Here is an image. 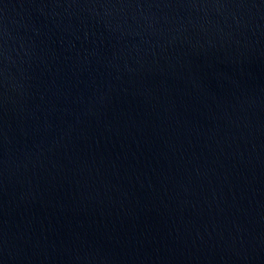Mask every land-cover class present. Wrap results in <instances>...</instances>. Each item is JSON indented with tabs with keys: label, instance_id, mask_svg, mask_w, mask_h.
I'll use <instances>...</instances> for the list:
<instances>
[{
	"label": "water",
	"instance_id": "water-1",
	"mask_svg": "<svg viewBox=\"0 0 264 264\" xmlns=\"http://www.w3.org/2000/svg\"><path fill=\"white\" fill-rule=\"evenodd\" d=\"M0 264H264V0H0Z\"/></svg>",
	"mask_w": 264,
	"mask_h": 264
}]
</instances>
